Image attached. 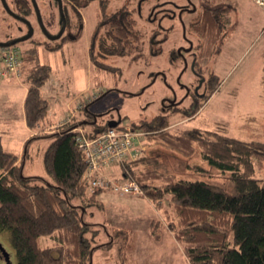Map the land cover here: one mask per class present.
<instances>
[{"label":"rangeland","instance_id":"374dc122","mask_svg":"<svg viewBox=\"0 0 264 264\" xmlns=\"http://www.w3.org/2000/svg\"><path fill=\"white\" fill-rule=\"evenodd\" d=\"M227 6L226 36L220 46L217 41L215 49H220L206 59L208 71L203 73L210 79L212 74H217L220 81L206 99L203 95L193 107L191 105L184 111L161 113L162 100L171 96L166 83L177 88L173 79L179 68L169 69L166 83L160 76L153 82L149 81L150 70L143 65L148 56H128L124 60L112 56L107 59L108 62L120 67V71L112 73L95 69L87 49L90 27L86 25L81 37L72 40L63 52L39 50L40 61L48 63L51 68L50 76L42 86L50 119L53 122L61 120L68 100L77 97L76 101H88L95 96L88 103L84 101L86 107L81 111L79 107L71 122L83 120L85 124L82 128L90 130L91 122H94V127L110 120L138 125L155 122L156 116L163 115L169 122L167 130L177 134L186 128L209 129L241 140L264 142V6L253 0H227ZM163 64L159 62V65ZM22 74L0 77V99L7 94L12 96L7 98L9 103L17 100L19 92H23V87L15 92L19 89L17 84L27 83ZM191 79L189 72L180 76L181 81ZM176 91L178 95L182 93ZM11 125L10 135L5 136V145L20 157L30 129L19 117ZM138 126L135 132L142 133L137 136L142 141V153L147 158L139 168L147 167L180 178L200 179L222 186L227 191L233 190L229 172L220 171L202 159L198 143L193 142L190 152H185L162 138L149 140L146 127ZM47 141V137L39 136L26 144V153L22 156L24 175L39 176L41 179L38 181H43L42 151ZM254 165L255 175L264 178V159L254 160ZM98 199L103 207L86 205L83 215L84 220L91 223V230L97 229L94 237L91 232L86 234L88 238L92 237L90 264H188L182 244L168 229L167 222L176 217L166 200L163 206L157 207L145 196L118 193L111 189L100 193ZM111 227L125 228L129 230V236L113 240L109 236ZM110 240H113L112 243ZM41 242L51 245L55 240L43 237ZM0 243L8 252L10 264H15L8 230H0ZM0 264H4L1 259Z\"/></svg>","mask_w":264,"mask_h":264},{"label":"trees","instance_id":"16d2710c","mask_svg":"<svg viewBox=\"0 0 264 264\" xmlns=\"http://www.w3.org/2000/svg\"><path fill=\"white\" fill-rule=\"evenodd\" d=\"M217 41L220 46L216 33L214 46ZM21 55L22 75L27 81L25 123L36 130L25 140L24 147L33 138H48L42 151L45 177L38 181L41 177L24 175L22 156L26 150L23 148L19 158L3 147L0 136V230L9 231L15 264H90L92 237L86 234L91 232L94 237L97 229L91 230V223L84 220L85 206L96 204L102 208L98 195L113 189L90 191L87 186L86 159L75 140L76 133L69 130L85 124L83 120L71 122L77 109L68 123L44 132L41 126L48 104L42 86L51 68L39 61L36 48H21ZM219 81L218 75L212 74L204 99ZM156 117L158 121L138 124L146 127L149 140L159 137L185 152H190L193 142L198 143L202 159L229 172L233 190L200 179L139 168L147 161L143 153L114 165L107 176L115 181H135L141 190L138 195L147 197L157 207L167 201L176 217L169 219L167 226L182 244L188 264H264V178L255 175L254 165V160L264 159V142L241 140L209 129L186 128L177 134L167 130L166 116ZM89 124L92 128L85 129L88 136L108 127L107 123L97 127L94 122ZM131 125L134 129L139 127L133 122ZM109 236L113 240L128 237L129 230L111 227ZM43 237L53 238L54 244H43Z\"/></svg>","mask_w":264,"mask_h":264},{"label":"flooded vegetation","instance_id":"af4514ba","mask_svg":"<svg viewBox=\"0 0 264 264\" xmlns=\"http://www.w3.org/2000/svg\"><path fill=\"white\" fill-rule=\"evenodd\" d=\"M86 25L95 69L120 71L108 62L112 56H148L143 65L149 81L160 76L166 83L169 69L179 68L173 83L182 93L167 82L171 96L162 100L161 113L184 111L209 87L205 61L220 49L214 46L216 33L221 42L226 36L227 0H0V42L20 48L61 53ZM184 72L192 79L181 81ZM0 259L5 264L1 252Z\"/></svg>","mask_w":264,"mask_h":264},{"label":"built area","instance_id":"2783aa9c","mask_svg":"<svg viewBox=\"0 0 264 264\" xmlns=\"http://www.w3.org/2000/svg\"><path fill=\"white\" fill-rule=\"evenodd\" d=\"M264 6V0H253ZM21 48L15 45H0V77L22 74ZM87 99L76 102L74 109H70L61 123H68L73 112L81 107ZM75 132V140L83 152L87 167L85 179L90 191L98 188L111 187L119 193H141L140 187L133 180L115 181L106 172L114 165L125 160H133L142 153L143 147L136 130L130 124L118 122V125L108 126L106 129L88 136L84 128L73 126L69 129ZM137 142V143H135Z\"/></svg>","mask_w":264,"mask_h":264},{"label":"crops","instance_id":"0c3cea01","mask_svg":"<svg viewBox=\"0 0 264 264\" xmlns=\"http://www.w3.org/2000/svg\"><path fill=\"white\" fill-rule=\"evenodd\" d=\"M38 57H39V52H38ZM39 61H40V59H39ZM14 85H16V84H14ZM17 87H19V89H15L16 90L15 92L19 91L22 87H23V92L22 93L19 92V95L17 96V100L14 103H9L10 101L8 102L9 99H7V98L8 97H12L11 95L3 94L2 95L3 98L0 99V136H1L2 145H3L4 148H6L7 150H10V151H12L14 153H16V152L13 151L10 147H8V146L6 147V145H5V136H9L10 135V132L12 130L11 122L14 121L17 117L23 118L24 119V123H25L23 102H24V97L26 95V91H27V84H23L22 82H19L17 84ZM76 98L77 97H74V98H72V99H70V100H68L66 102V104L64 105V110H66V111H65L63 117L61 118V120H59L58 122H53L50 119L49 112L47 110L46 119L44 121V124H42V126H41V127L44 128L45 132L49 133V132H51L53 130H57L58 127L57 128H55V127L57 125L61 124L62 120L68 114V111L70 109H74L75 108V105H76V100L75 99ZM14 105H15V109L13 108ZM83 123H85V121H83ZM25 125H26V123H25ZM76 126H81V125H76ZM49 127L50 128L54 127V128L50 129V130H47V128H49ZM27 128L30 129L29 127H27ZM29 131L30 132L28 134V137L33 135L34 132L36 133V130L32 131L30 129ZM25 140H24V142H25ZM47 143H48V141H47ZM23 145H24V143H23ZM22 152H23V149H22ZM21 156H22V154H21ZM18 157H19V155H18Z\"/></svg>","mask_w":264,"mask_h":264},{"label":"water","instance_id":"95a60500","mask_svg":"<svg viewBox=\"0 0 264 264\" xmlns=\"http://www.w3.org/2000/svg\"><path fill=\"white\" fill-rule=\"evenodd\" d=\"M13 42H0V45H11ZM116 121L110 120L107 122V125L110 126H115L116 125ZM0 252L1 255L4 257L5 260V264H10V260H9V255L8 252L4 249V247L2 246V244L0 243Z\"/></svg>","mask_w":264,"mask_h":264}]
</instances>
